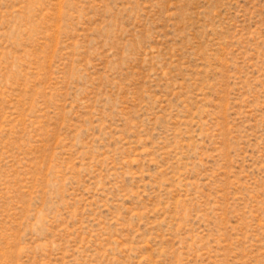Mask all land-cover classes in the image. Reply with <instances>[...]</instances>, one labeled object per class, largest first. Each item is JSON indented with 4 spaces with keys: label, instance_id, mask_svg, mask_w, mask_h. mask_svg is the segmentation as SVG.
I'll return each instance as SVG.
<instances>
[{
    "label": "rangeland",
    "instance_id": "374dc122",
    "mask_svg": "<svg viewBox=\"0 0 264 264\" xmlns=\"http://www.w3.org/2000/svg\"><path fill=\"white\" fill-rule=\"evenodd\" d=\"M0 264H264V0H0Z\"/></svg>",
    "mask_w": 264,
    "mask_h": 264
}]
</instances>
